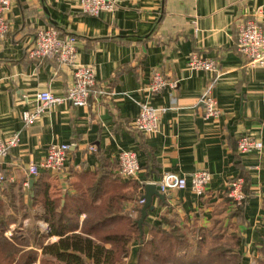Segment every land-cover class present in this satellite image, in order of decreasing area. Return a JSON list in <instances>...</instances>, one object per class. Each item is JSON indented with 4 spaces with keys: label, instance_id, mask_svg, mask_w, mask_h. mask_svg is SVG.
I'll list each match as a JSON object with an SVG mask.
<instances>
[{
    "label": "crops",
    "instance_id": "crops-1",
    "mask_svg": "<svg viewBox=\"0 0 264 264\" xmlns=\"http://www.w3.org/2000/svg\"><path fill=\"white\" fill-rule=\"evenodd\" d=\"M11 1L10 32L0 43V137L17 135L18 141L0 162L5 176L0 202L12 206L10 199L16 196L17 205H31L34 184L42 177L50 184V198H64L76 192L80 173L100 171L103 160L119 168L121 152L135 151L141 165L137 177L125 179L118 170L112 176L118 194L124 185L123 192L137 199L124 203L127 212L135 211L145 186L157 184L163 174L188 180L184 190L153 197L143 226L151 240L149 226L158 227L164 218L185 230L195 223L209 228L229 184L246 174L254 196L246 205L245 222L228 217L225 226L238 225L228 230L241 238L240 264H256L264 244V67L248 65L238 40L239 28L247 22L264 32V0H117L116 11L97 17L84 13L79 0ZM49 27L60 37H75L77 64L94 68L97 85L87 106L66 102L50 107L27 127L23 114L36 108L39 92L64 96L75 79L74 67L28 56L37 32ZM194 54L215 60L218 73L193 69ZM156 74L176 87L152 94ZM207 91L221 111L218 118H205L201 99ZM142 104L167 110L155 133L135 126ZM245 135L263 144L262 150L240 153L239 139ZM51 144L71 146L65 171L31 176L28 167L45 160ZM198 171L212 177L203 196L191 187ZM235 209L232 203L228 211ZM32 212L41 215L43 208L34 206ZM30 213L28 218L19 215L10 228L35 222L49 233L48 224ZM85 218L83 214L81 221ZM138 248L139 241H133L120 264H137Z\"/></svg>",
    "mask_w": 264,
    "mask_h": 264
},
{
    "label": "trees",
    "instance_id": "trees-1",
    "mask_svg": "<svg viewBox=\"0 0 264 264\" xmlns=\"http://www.w3.org/2000/svg\"><path fill=\"white\" fill-rule=\"evenodd\" d=\"M106 167L114 170H106ZM115 170L118 174L120 166L103 160L100 171L80 173L76 192L68 193L64 198H50V184L42 177L34 184L31 205H17L16 196L10 199L12 206L0 202V264H35L37 261L39 264H120L130 254L131 243L135 240L139 241L137 264H168L177 258L187 259L188 264H201L208 242L213 243L207 253L210 261L240 264L237 249L241 238L228 230L229 226L236 228L238 225L225 226V220L229 217L245 222L246 205L254 196L249 176L242 174L237 178L244 179L245 200L236 204L227 189L224 202L209 228L195 223L193 228L185 230L164 218L158 227L149 226L152 239L144 234L141 241L138 228L141 207L132 213L124 209L125 202L137 199L132 193L123 192L124 185H121L120 194L116 192L115 179H112ZM139 185L135 184L136 188ZM232 203L236 209L230 212ZM34 206H42V214H34V217L46 222L50 232H41L36 227L33 232H23L12 238L6 236L10 227L19 221L17 215L28 218ZM83 214L86 218L81 221ZM53 236L58 239L51 242ZM260 246L256 263L264 264V244Z\"/></svg>",
    "mask_w": 264,
    "mask_h": 264
},
{
    "label": "built area",
    "instance_id": "built-area-1",
    "mask_svg": "<svg viewBox=\"0 0 264 264\" xmlns=\"http://www.w3.org/2000/svg\"><path fill=\"white\" fill-rule=\"evenodd\" d=\"M11 0H0V43L10 32V23L7 15L11 9ZM79 4L84 13L89 16L97 17L101 12H114L118 7L117 0H79ZM36 45L30 49L28 56L32 59L46 60L54 58L62 66L74 67V82L66 91L64 96H57L50 91L39 92L37 99L38 105L35 109L23 114L25 126H30L44 110L61 105L66 102L74 106L84 107L88 105L91 96V90L97 85V78L94 68L90 66L77 64V40L73 36L60 37L59 31L54 27L41 29L36 34ZM238 51L247 58V63L251 67H264V32L256 24L250 22L242 24L239 28ZM190 66L196 70L211 71L218 73L217 63L212 59H204L194 54L190 60ZM176 82L169 83L161 74H156L150 84L149 90L152 94H161L164 89L169 87L174 89ZM103 92V91H102ZM101 92V93H102ZM202 105L205 107V118H218L220 109L216 101L211 97L210 91L202 96ZM140 112L135 122L138 130L146 133H155L158 129L160 115L167 110L164 108H153L148 104L141 105ZM238 151L242 154L253 150H262L263 144L254 140L251 136L245 135L239 139ZM18 141V136L4 140L0 137V162L8 154L9 149L13 148ZM70 145L51 144L47 157L39 164L32 163L28 167V173L32 176H38L41 171L52 173H63L65 171V161ZM92 151L95 148H91ZM120 164V177L133 179L137 177L141 165L135 151H123L118 159ZM191 187L196 195L203 196L212 179L210 173L198 171L192 174ZM5 180L4 173L0 165V182ZM160 192L167 194L175 190H184L188 186L186 177H181L173 173H165L161 180L155 184ZM244 180L238 179L231 182L228 186V195L236 204H241L246 198L243 191ZM146 203L145 197H142L134 205V209L140 208ZM133 211V210H132Z\"/></svg>",
    "mask_w": 264,
    "mask_h": 264
},
{
    "label": "rangeland",
    "instance_id": "rangeland-1",
    "mask_svg": "<svg viewBox=\"0 0 264 264\" xmlns=\"http://www.w3.org/2000/svg\"><path fill=\"white\" fill-rule=\"evenodd\" d=\"M31 214V217H32V219L34 218L33 217V212L32 213H30ZM20 215V214H19ZM19 215H17V218H19L20 216ZM26 224V223H25ZM20 226H22L21 228L20 227H15L14 229L13 228H10L8 231H7V233H6V236H8L9 238H12V237H14L15 235H20L21 233H23V232H33L34 231V229H35V227H36V224H35V222H31L30 224L29 223H27L26 225H24V223H22ZM43 226V225H42ZM43 228V231L45 232L46 230H45V227L43 226L42 227ZM19 229H22V231H20ZM212 245H213V243L212 242H208V244H207V246L205 247V250H204V253L202 254V255H204V256H202L203 258H202V262H201V264H216V261H210V259H209V255H207V253H208V251H210V249H211V247H212ZM187 259H185L184 261H182V260H179L178 258H177V260H175V261H172V262H169L168 264H187V263H185V262H188V261H186ZM38 263H40V262H38ZM199 263V262H198ZM257 264V263H256Z\"/></svg>",
    "mask_w": 264,
    "mask_h": 264
},
{
    "label": "water",
    "instance_id": "water-1",
    "mask_svg": "<svg viewBox=\"0 0 264 264\" xmlns=\"http://www.w3.org/2000/svg\"><path fill=\"white\" fill-rule=\"evenodd\" d=\"M33 183V181H31ZM145 190H146V194L144 195L145 199H146V203L143 205V207L141 208V218L138 221V228L141 232V241L143 240V236H144V231H143V226L145 224V220L148 217V209H153L152 203H153V197L154 196H159L161 199H164L165 196L164 194H162L160 192V189L158 186H156L155 184H147L145 186Z\"/></svg>",
    "mask_w": 264,
    "mask_h": 264
}]
</instances>
